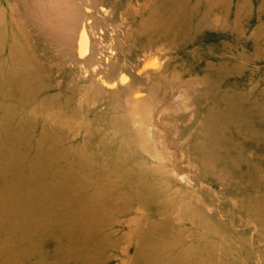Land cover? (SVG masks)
Wrapping results in <instances>:
<instances>
[{
  "label": "rangeland",
  "instance_id": "1",
  "mask_svg": "<svg viewBox=\"0 0 264 264\" xmlns=\"http://www.w3.org/2000/svg\"><path fill=\"white\" fill-rule=\"evenodd\" d=\"M85 4L87 26L117 44L103 76L131 82L79 84L61 37L14 25L0 59V264H264V0ZM147 43L163 49L160 75L124 67ZM138 88L148 113L171 90L187 95L137 124Z\"/></svg>",
  "mask_w": 264,
  "mask_h": 264
},
{
  "label": "bare ground",
  "instance_id": "2",
  "mask_svg": "<svg viewBox=\"0 0 264 264\" xmlns=\"http://www.w3.org/2000/svg\"><path fill=\"white\" fill-rule=\"evenodd\" d=\"M86 1H88V0H0V59H1V61H3V59H4V53L8 52V48H9L8 45L11 42V39L15 38V34H16L15 30L16 29H14V25H16L17 31L19 32V34H22V35H23V33L25 35L26 33H31L33 31V33L36 34L37 36L40 35V36L45 37L46 35L50 34L51 36L61 37L60 39L62 41V44L64 46L63 48L65 51V56H64L65 58L64 59L69 58L68 60H66V63H64V66L67 64V62H70V63H68V65H69V67L73 66L72 72L74 74H76L78 71L81 72V75L78 78L80 80L79 84L82 83V85H87L90 82L91 83L94 82V85H95V83H97L100 87H105V88L109 89L110 91L115 90V88L117 90V88L119 86L122 88L127 87L129 85L128 81L131 82V80H129L130 77H128V75L124 72L120 71L121 73L119 74L117 81H110L108 78H106V76L105 77L103 76V70L104 69L105 70L111 69V68H113V65L116 64V62L114 60L118 56L117 55V46H116L117 44L114 45L116 42L113 43V38L110 39V42L113 43L112 46L105 44L104 37L106 35L105 32L107 30H103L101 27H99L98 31L93 32L91 30L92 27L90 25L87 26L85 20H87L88 16L92 17L93 14H89L90 9H89V6H87L85 4ZM12 2H13V4H12ZM93 8H96L97 12L103 13L105 16L109 17V13L107 11V8L104 5L101 4L100 6L93 7ZM84 11L86 12V14ZM97 19H99V18L97 17ZM108 20H110V19H108ZM106 23H108V22H106ZM30 24H32L33 27ZM36 26H37V28H36ZM24 28L28 29V31H26V29H24ZM34 29H37V30H35V32H34ZM110 29L112 31V34L115 33L114 31H116V29L114 26ZM33 41H35V40H33ZM61 48H62V46H61ZM125 50H126V48H125ZM162 50L163 49H161L159 47H156V46L154 47L153 43H150V44L147 43L144 46H142V48L140 50H138V53L136 54L135 57H131L129 60L124 59L125 60V62H123L124 67L126 69L132 70V69H134V66L138 67V69L139 68L140 69H148L151 66L157 65V68H156L158 71L157 73H159V75H160L165 70H167V65H166V63L159 60L157 58V56H153V55L154 54H161ZM31 52H33V51H31ZM34 53H36V51ZM9 54L12 55V49H9ZM58 55H59V53H58ZM166 56H167V54H166ZM8 58H12V57H9V55H8ZM5 60H8V59H5ZM51 61H54V60H51ZM118 61L119 60L117 59V64L119 63ZM47 63H49V62H47ZM0 66H1V68H0V82L5 83V80H7L6 76L8 74H10V73H8L9 69L5 68L2 64H0ZM47 69H48V67H47ZM107 72H109V71H107ZM89 73L91 75H89ZM46 74H49V73H46ZM109 74H108V76H109ZM52 79H54V77H52ZM94 79H95V81H94ZM91 83H90V85H91ZM158 87H160V86H158ZM91 88H90L89 94L92 91ZM81 89L82 88L72 89L73 94L70 95L71 100H77L78 101V102H76V105H78L79 108L83 107V104H85L87 97H89V96H87V93H86L87 91L85 92L83 89L82 90ZM155 89H156V87H155ZM97 91L95 93H97ZM109 92H108V94H109ZM132 92H133L132 93V100L138 105L137 108H139V111H137L135 114L136 115L135 118L137 117V121L135 120V122H137V124L146 123V120L148 118V117H146L147 114L148 115L151 114L150 119H154V115H155L156 116L155 121L158 120L160 123L161 119H159V117H161L162 115H160L159 117H158V115L161 114V112H173V113L179 112L180 106L182 105V103L184 101L183 97L185 95H187V94H185L181 91H178V90H171L167 95H164L158 101L156 108L153 110V112L148 113V111L146 112L143 109L145 106L144 105L145 104V98H146L145 93L147 91H145L143 88L142 89L138 88V89L133 90ZM95 93H94V95H95ZM150 93L153 94V92H150ZM193 99H194V97H193ZM97 100H98V98H97ZM185 104H187V103H185ZM188 104L189 105H187V107L192 108L193 104H195V102L192 105L189 102H188ZM136 106H135V108H136ZM152 106H154V105H152ZM148 108H150V110H151V107H148ZM82 110H84V109H82ZM150 110H149V112H150ZM187 110L188 109H186V112H187ZM182 113H184V111ZM228 114H229V112H228ZM172 115H175V114H172ZM192 115H195V114H192ZM169 116H171V115H169ZM247 116L248 115L244 113L243 117H247ZM81 117L84 118V115ZM224 117H221V119H219L218 117L217 118L214 117V119L213 118L209 119V123H208L209 126L214 128L213 130H215V131L218 130L219 127L224 125L223 119L226 121L229 116L227 114H225ZM170 118H168V119H170ZM177 118H176V120H177ZM191 118H193V117H191ZM189 123H190V121H189ZM154 124H155V122H154ZM210 124H212V125H210ZM146 125H147V123H146ZM149 125H150V123H149ZM170 125H171V123H170ZM143 126H144V124H143ZM187 126H189V125H187ZM160 127H162V126H160ZM210 127H209V129H211ZM144 128H147V126H145ZM149 129H150V127H149ZM148 132L151 133V130ZM172 137H174V136H172ZM148 138L146 141H151V139L149 138V140H148ZM162 139H164V138H162ZM167 142H168V140H167ZM173 143L174 142L172 141V144ZM162 144L163 143L161 142V146H162ZM164 146H163V148H165ZM177 148H178V146H177ZM172 156H173V154H172ZM175 157H177V156H175ZM254 159H255V162H254ZM254 159L251 162V164L254 166H258V164L260 163L259 159L257 157L255 158V155H254ZM256 159H258V160H256ZM181 160H182V158H181ZM243 163H246V160H244L241 164H243ZM248 180L250 181L251 179H248Z\"/></svg>",
  "mask_w": 264,
  "mask_h": 264
}]
</instances>
